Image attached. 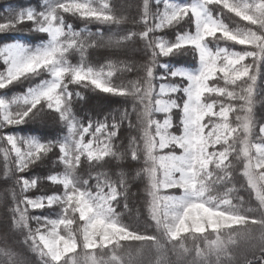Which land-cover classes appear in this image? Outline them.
I'll use <instances>...</instances> for the list:
<instances>
[{"label": "snow or ice", "instance_id": "1", "mask_svg": "<svg viewBox=\"0 0 264 264\" xmlns=\"http://www.w3.org/2000/svg\"><path fill=\"white\" fill-rule=\"evenodd\" d=\"M92 23L117 30L105 36ZM24 24L47 40L0 45V90L28 82L0 96L6 218L26 246L0 237V264H253L257 249L264 264V0H42L0 14V32ZM173 28L172 41L158 35ZM137 40L142 62L90 59L91 49L120 53ZM181 50L196 69L167 71L160 58ZM82 90L126 104L84 121L74 111ZM45 114L66 129L61 137L4 131ZM46 162V177L22 175ZM44 181L50 194L28 195ZM137 182L147 220L134 224L125 217L140 219L129 204Z\"/></svg>", "mask_w": 264, "mask_h": 264}, {"label": "trees", "instance_id": "2", "mask_svg": "<svg viewBox=\"0 0 264 264\" xmlns=\"http://www.w3.org/2000/svg\"><path fill=\"white\" fill-rule=\"evenodd\" d=\"M116 4H120L122 0H114ZM124 3H131V4H139L140 0H123ZM180 3L189 2V0H177ZM42 3V0H0V14L5 12V9L11 5L15 8H23V7H39ZM130 15L133 17L138 16V9L133 7L131 9H125ZM67 21L77 29L80 30L85 27L83 21L72 18L66 17ZM21 29L17 31H8V32H0V45L11 43V42H21L28 46H36L41 44L42 42L47 40V34L39 33V32H31L27 31L28 28L31 27L30 24H24L20 26ZM88 29L92 32H96L97 30L101 31L105 34V36L115 32L117 30L116 25H105V24H98L92 23L89 24ZM133 25L125 24L120 26L121 31H127L128 29L132 28ZM136 27H142L137 25ZM180 31H183L182 26H178ZM177 32V28L168 29L163 33H158V35L162 37H166L170 41L175 39ZM243 46L237 45L236 48L239 49ZM142 48V42L137 40L135 45H130L129 49L115 53L114 50L108 48H98V49H91L90 50V59L94 63H104L106 58L116 59L117 55L121 60H132L136 62H142L143 59H146L143 52L139 49ZM78 57L73 58V62H76ZM160 63L167 66V71H171L173 68L185 69V70H194L197 67V60L195 56L188 50H181L180 52L174 53L167 57H161ZM0 68H3L2 62H0ZM157 74L164 73L166 70L165 68H157ZM135 75V73L129 74V76ZM27 81L15 84L10 86L8 89L0 90V96H13L15 94L23 93L25 87L27 86ZM71 87V86H70ZM84 91V99L82 101H78L77 104L74 106L75 114L80 117L82 120L87 121L89 118H103L106 113H109L113 109L121 108L126 104L120 97H113L108 96L103 93H98L94 91ZM262 114H264V109L260 110ZM157 118H163V114H158ZM5 132H15L22 136H34L38 137L42 140L48 139H56L61 137L65 132L66 129L59 123L58 119L50 116L48 114L43 115L40 118L35 120H29L28 122L15 125V126H8L4 129ZM123 134V130H122ZM51 155V154H50ZM2 160L0 161V163ZM112 167V165H108ZM135 166L134 162H123V168L128 170ZM51 165L49 162L38 164L37 166H33L29 169L28 172L23 173L26 177H46L49 174ZM5 181V179H2ZM0 181V182H2ZM7 183L8 188L10 189L12 184L11 181H5ZM5 183V184H6ZM4 184V185H5ZM143 185L139 182L135 183L131 187V193H135V195H131L129 198V204L135 209L139 207L140 210V219L139 221L136 220L135 216L129 217L126 216L125 220L128 223H143L147 220V212L142 204L143 200V192H142ZM53 190V186L50 185V182L44 181L43 183L38 186L37 189L32 190L28 193L30 196L36 195H44L50 194ZM177 191V190H173ZM8 192V191H7ZM245 195V193H241ZM11 195L10 192L6 193L3 191V187H0V237H4L7 233V239L15 241V247L20 251H25V246L20 244L18 239V234L14 232H9V225L11 223L10 214L6 218V204L9 205L11 202V198L8 196ZM30 214L32 215H48V210H30ZM54 215V213H53ZM10 243V242H9ZM261 253L259 250H254L249 253L248 258L253 261V264H261ZM34 259V257H31Z\"/></svg>", "mask_w": 264, "mask_h": 264}, {"label": "rangeland", "instance_id": "3", "mask_svg": "<svg viewBox=\"0 0 264 264\" xmlns=\"http://www.w3.org/2000/svg\"><path fill=\"white\" fill-rule=\"evenodd\" d=\"M173 69H179V68H173ZM172 69V70H173ZM181 70H185V69H181ZM189 71V70H188ZM158 119H163V118H158ZM2 160V162L0 163V181H2V179H3V171H4V164H3V159H2V155H0V161ZM6 182L5 181H2V182H0V187H3V191L6 193V195H7V191H5L7 188H8V186H7V183L5 184ZM5 184V185H4ZM10 198H11V195H8ZM36 196H38V195H36ZM10 204H11V202H10ZM9 204V205H10ZM6 210H7V208H6ZM33 227H35V223L33 222ZM18 239L19 240H21L22 241V239H23V237L21 236V235H19L18 234ZM9 244L10 245H13V246H15V241H11V240H9ZM26 247V246H25ZM20 251H22V249H20ZM77 251H79V249H77ZM261 262V261H260Z\"/></svg>", "mask_w": 264, "mask_h": 264}]
</instances>
